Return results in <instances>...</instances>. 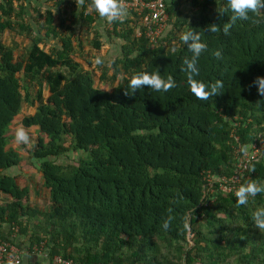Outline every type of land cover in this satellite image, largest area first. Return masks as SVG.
<instances>
[{
    "label": "trees",
    "instance_id": "trees-1",
    "mask_svg": "<svg viewBox=\"0 0 264 264\" xmlns=\"http://www.w3.org/2000/svg\"><path fill=\"white\" fill-rule=\"evenodd\" d=\"M92 2L0 0V226L74 264H264V230L252 219L264 193L245 206L235 197L264 183V152L255 171L237 169L241 145L249 153L264 141V9L225 34L228 0H165L168 29L156 43L128 12L105 31L120 41L119 57L83 69L76 25L100 19L86 12ZM192 29L208 45L197 79L223 83L207 101L181 70L191 53L180 36ZM19 43L28 45L22 58ZM156 71L176 87L126 94L133 76ZM16 125L37 135L26 158L9 146ZM24 159L41 176L43 209L14 174ZM0 242L12 233L0 231Z\"/></svg>",
    "mask_w": 264,
    "mask_h": 264
},
{
    "label": "clouds",
    "instance_id": "clouds-1",
    "mask_svg": "<svg viewBox=\"0 0 264 264\" xmlns=\"http://www.w3.org/2000/svg\"><path fill=\"white\" fill-rule=\"evenodd\" d=\"M92 9L98 13L102 20L107 22H123L128 16V9L122 0H93ZM264 9V0H228V11L231 12L229 22L224 27V33L229 31V25H234L238 21H249L253 15L260 13ZM223 13V12H221ZM217 26L211 25L209 31L216 32ZM180 40L187 47L188 52L191 53L190 58L183 60L182 71L186 73L187 85L192 95L198 100L207 101L210 97L222 93L223 83L220 80L215 82H203L199 77L198 61L202 53L208 50L206 42L202 41L201 33L194 32L193 29L187 31L180 36ZM216 58H220L221 53L215 52ZM96 65H102L103 60L98 56L95 58ZM151 89L158 93H167L172 88L176 87L175 80L168 76L164 78L159 71L156 72H142L133 76L126 91L127 95H133L139 90ZM258 91L264 95V78L259 80ZM15 141L17 144L28 145L30 137L28 132L20 127L16 130ZM240 151L246 156L248 154V145H241ZM249 171H255L254 164L249 161ZM260 193H264V183L258 181L248 182L241 185L235 193L236 203L238 206H245L249 203L250 198H256ZM253 224L256 228L264 230V207L257 208L252 215ZM170 221H166L163 225L165 229L169 227Z\"/></svg>",
    "mask_w": 264,
    "mask_h": 264
},
{
    "label": "rangeland",
    "instance_id": "rangeland-1",
    "mask_svg": "<svg viewBox=\"0 0 264 264\" xmlns=\"http://www.w3.org/2000/svg\"><path fill=\"white\" fill-rule=\"evenodd\" d=\"M80 6V5H79ZM93 18H95L93 12H95L92 8H89L87 11ZM90 29H88L86 26H82V22H78L76 25L77 32L80 33L81 39L84 41L82 42L84 51H82L83 55L80 54V63L82 66H84L83 69H85L87 66L85 65V60H91L95 61L94 57H100L103 61L108 63V67H110V62L114 61V59L119 57V54L121 52V43L118 39H112L110 40L107 38V35L105 31H112V25L107 22L106 20L102 19H95V22L89 26ZM99 31L100 32V38L99 40L102 43V49L101 52H96L95 49H93L90 46V43L93 40L94 37V31ZM51 42V40H50ZM49 42V43H50ZM5 44L6 45H11L10 41L8 38H5ZM23 43L16 44L15 47V56L22 58L23 55L25 54V51L28 47L27 44ZM80 51V50H78ZM81 52V51H80ZM95 64V63H94ZM25 110V109H24ZM17 124V121L15 122ZM13 130H11V134L14 135L16 130L19 128L17 125L13 126ZM29 134L30 137V143L28 145H23V144H17L16 141L12 142L9 146L15 150H17L23 158H26L25 156L27 155L25 151H23V146H26V148H31L32 144L37 138L36 132L34 130H26ZM19 149V150H18ZM85 157H87L85 155ZM13 170L9 173H11ZM19 177V183L22 186H27L30 190V199L28 201V204L30 206H38L41 209H43L46 205L45 200L43 198H39L38 196V188L41 186L42 181H41V176L38 172H36L35 168L29 165V162L24 159L21 164V168L16 170V173ZM44 191V190H43ZM45 194V192H43ZM1 199V198H0ZM2 201V200H0ZM3 202V201H2Z\"/></svg>",
    "mask_w": 264,
    "mask_h": 264
},
{
    "label": "built area",
    "instance_id": "built-area-1",
    "mask_svg": "<svg viewBox=\"0 0 264 264\" xmlns=\"http://www.w3.org/2000/svg\"><path fill=\"white\" fill-rule=\"evenodd\" d=\"M122 2L127 7L128 12H137L145 29L144 35L150 42L156 43L162 38L168 29L165 0H122ZM251 149V152L246 156L243 154L238 158L237 169L239 174H243L247 170L249 161L259 159L260 154L264 152V141L259 139V143L252 146ZM227 190L229 191V189ZM53 262L54 264H74L59 256H55ZM0 264H20L18 250L14 245L0 242Z\"/></svg>",
    "mask_w": 264,
    "mask_h": 264
},
{
    "label": "crops",
    "instance_id": "crops-1",
    "mask_svg": "<svg viewBox=\"0 0 264 264\" xmlns=\"http://www.w3.org/2000/svg\"><path fill=\"white\" fill-rule=\"evenodd\" d=\"M0 231L4 236L12 233V242L9 243L17 248L20 264H54L45 243L32 244L28 235H19L16 228L9 229L7 225L0 226Z\"/></svg>",
    "mask_w": 264,
    "mask_h": 264
}]
</instances>
